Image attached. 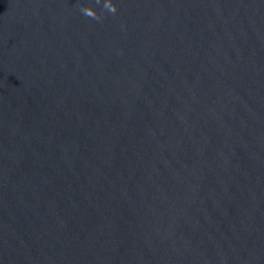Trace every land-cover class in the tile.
Segmentation results:
<instances>
[{
    "label": "water",
    "instance_id": "obj_1",
    "mask_svg": "<svg viewBox=\"0 0 264 264\" xmlns=\"http://www.w3.org/2000/svg\"><path fill=\"white\" fill-rule=\"evenodd\" d=\"M0 264H264V0H0Z\"/></svg>",
    "mask_w": 264,
    "mask_h": 264
},
{
    "label": "clouds",
    "instance_id": "obj_2",
    "mask_svg": "<svg viewBox=\"0 0 264 264\" xmlns=\"http://www.w3.org/2000/svg\"><path fill=\"white\" fill-rule=\"evenodd\" d=\"M107 8H108L111 12H113V13L116 12V8H115V6L112 5L111 3H109V5L107 6ZM81 11H82L84 14H86L88 17H92V18L99 19V17H98L96 14H93L92 12L87 11L85 8H83Z\"/></svg>",
    "mask_w": 264,
    "mask_h": 264
}]
</instances>
